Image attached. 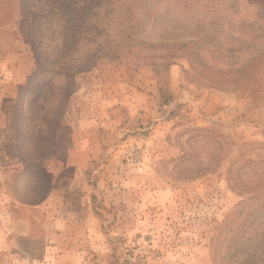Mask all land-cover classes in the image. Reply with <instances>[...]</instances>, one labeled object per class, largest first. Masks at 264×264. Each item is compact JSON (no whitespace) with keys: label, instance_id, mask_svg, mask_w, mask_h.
Masks as SVG:
<instances>
[{"label":"rangeland","instance_id":"1","mask_svg":"<svg viewBox=\"0 0 264 264\" xmlns=\"http://www.w3.org/2000/svg\"><path fill=\"white\" fill-rule=\"evenodd\" d=\"M113 1L96 51L130 46L77 77L67 147L37 168L19 100L40 6L0 0V264H264V0Z\"/></svg>","mask_w":264,"mask_h":264},{"label":"trees","instance_id":"2","mask_svg":"<svg viewBox=\"0 0 264 264\" xmlns=\"http://www.w3.org/2000/svg\"><path fill=\"white\" fill-rule=\"evenodd\" d=\"M33 1L40 6V12L34 14L36 17L30 22L27 38L36 56V69L22 86L19 104L27 107L29 113L23 129L28 135L27 142L43 154L35 163L39 168L37 164L42 162L40 160L51 157L67 147L66 135L70 128L64 124V118L76 90L77 77L92 70L100 60L99 55L104 51L110 53L113 59H118L119 53H124L123 49L130 46L132 39L125 38L121 43H115L109 36L105 50L98 48L99 53L96 51L93 34L99 29L98 24L102 21L100 17H105V14L101 15L99 12L103 6L114 4L113 0ZM39 19L40 24L37 26L35 23ZM106 20L107 18H104V21ZM46 31L53 36L51 39L46 36ZM37 32H41L42 40L36 37ZM49 42L51 52L47 54L43 51V45ZM262 77L263 75L259 78L252 76L250 86L261 85ZM230 81L231 85H234L237 79L232 78ZM195 132L211 133L201 128L195 129Z\"/></svg>","mask_w":264,"mask_h":264},{"label":"crops","instance_id":"3","mask_svg":"<svg viewBox=\"0 0 264 264\" xmlns=\"http://www.w3.org/2000/svg\"><path fill=\"white\" fill-rule=\"evenodd\" d=\"M9 81V80H8ZM8 81H7V83H8ZM18 84L20 83L19 82V80H18V82H17ZM9 86L11 87V88H13V86L11 85V83L8 85V87H6L5 89H3L2 91H1V93H0V102L2 103V101L4 100V98H6V97H11L10 96V94H8L7 95V90H8V88H9ZM16 88V87H15ZM15 93L13 94V97H15ZM1 108V107H0ZM1 121V120H0ZM1 123L2 122H0V130H1V128H5V126L4 125H1ZM3 124V123H2ZM80 204H81V206H80V208L82 209V210H84V211H86V216H87V218H90L89 217V213H88V211H87V207L88 206H85L84 205V203L82 202V201H80ZM68 233L69 234H71L70 236H71V239L65 244L66 245V247H69V248H72V247H70V245H71V242L73 243L74 241H79L81 238H85L86 236H90V235H88V234H92L93 233V231H90V230H88V228L85 226V225H82V226H78V228L77 229H71L70 231L68 230ZM91 237V236H90ZM88 237H86L85 239H87ZM58 243H61V240H59L58 241ZM76 254H74V256H75ZM72 259V260H71ZM33 263L34 264H50V262H48V263H46L45 261H39V262H36V261H33ZM53 264H82V261L77 257V256H75L74 258L73 257H70V260H66V259H64L63 257H61V259L60 260H58V259H56V260H54L53 261Z\"/></svg>","mask_w":264,"mask_h":264}]
</instances>
